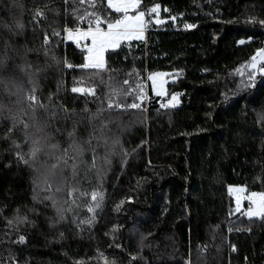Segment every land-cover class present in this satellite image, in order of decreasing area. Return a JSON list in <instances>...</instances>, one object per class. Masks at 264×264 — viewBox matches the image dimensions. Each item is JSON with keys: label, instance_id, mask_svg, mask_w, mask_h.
Here are the masks:
<instances>
[{"label": "trees", "instance_id": "obj_1", "mask_svg": "<svg viewBox=\"0 0 264 264\" xmlns=\"http://www.w3.org/2000/svg\"><path fill=\"white\" fill-rule=\"evenodd\" d=\"M155 4L164 22L150 23L144 39L108 51L104 69L93 70L79 67L85 53L65 40L62 30L86 29V20L75 19L85 13L121 18L107 8V0H95V6L87 0H0V49L7 42L12 56L2 75L20 88L9 97L0 85V103L15 110L19 99L20 107L27 108L24 97L35 83L37 100L48 110H59L47 131L62 148L73 129L80 139L95 129L98 138L92 141L98 145L96 168L88 172L87 182L73 180L70 166L65 169L69 186L89 195L58 220L51 200L43 199L52 193L43 190L37 171L15 156L27 153L22 125L5 139L9 121L0 116V264H264V221L235 213L228 192L241 185L264 193V74L249 81L248 69L241 67L264 48L259 23L264 0H142L131 13ZM37 9L44 16L34 24ZM53 30L61 36L52 37ZM45 32L54 60L35 51L43 48ZM25 60L35 74L31 82L21 71ZM156 72L174 79L167 88L169 99L177 94L175 106L162 107L167 100L153 94L148 77ZM73 87H92L96 96L72 93ZM141 87L143 95L148 92L143 101L137 99ZM113 88L121 91L113 101L136 102L140 108L108 109ZM101 108L89 124V115ZM47 118L38 110V119ZM92 158L91 150L82 157L85 163ZM93 190L103 200L89 213ZM66 193L58 198L70 199ZM18 216L27 220L18 223Z\"/></svg>", "mask_w": 264, "mask_h": 264}, {"label": "snow or ice", "instance_id": "obj_2", "mask_svg": "<svg viewBox=\"0 0 264 264\" xmlns=\"http://www.w3.org/2000/svg\"><path fill=\"white\" fill-rule=\"evenodd\" d=\"M80 4L85 3V0H78ZM87 2L95 6V0H87ZM142 0H107V8L114 10L115 13H123L121 18L117 19H109L107 16H102L97 14V12L85 13L84 15H80L75 19L79 22L87 21L88 27L86 29L76 27L69 28L65 26L63 28L64 39L74 42L76 45H80L81 41H91V45H84V49L86 50V55L84 56V63L80 65L82 69H93V70H101L105 67V56L104 53L107 49H117L119 48L122 41H131L142 40L144 38V33L146 28L150 23L159 25L163 23L159 17V11L161 6L159 4H155L153 6H149L146 10L136 11L135 15H129V12L132 10H137L141 6ZM67 3V0H65ZM164 11H168L164 9ZM154 14V15H153ZM44 13L37 9L34 13V24L38 23L37 18H42ZM172 20H175L176 17H171ZM250 23H255V18H250ZM259 23L264 26V20H260ZM106 24V29L102 27V25ZM193 24H185V28L191 29L194 28ZM16 29L22 31L23 25L20 23L16 24ZM11 30V29H10ZM52 37L61 36V32L53 30L51 33ZM249 40L252 37H248ZM43 48L36 49L35 51L39 53L41 50L43 51L45 57L54 60L55 57L50 56V49L48 45L51 43L50 35L45 32L43 35ZM245 43L244 39L238 41V44L243 45ZM32 51V50H28ZM26 57L27 52L23 53ZM12 59V56L9 53L7 42H5V46L0 49V85H3L5 89L6 95L9 97L16 96L20 92V88L18 84H14L12 79L9 77L3 76V71L7 68L9 61ZM66 67L71 68V64H65ZM242 68L248 69V79L249 81L253 80L256 73L259 72L264 74V48H260L256 50V53L250 58V61L241 66ZM32 65L30 62L25 60V64L21 67V71L26 72L29 75L30 82L32 76L35 75L31 72ZM40 69H37L38 73ZM237 73L241 76L244 75V72L241 69L236 70ZM165 73H152L148 79L152 82V91L157 96H164V81L161 77L165 76ZM129 81L125 80L124 84H128ZM72 93H78L80 95H89L96 96L95 89L92 87H73L71 89ZM126 90L125 94H127ZM35 93V83H33L32 90L24 97V101L27 103L28 107L23 108L20 107L21 101L18 99L14 103L17 105V108L13 110V108L8 107L2 103H0V116H5V118L9 121V126L5 132V139H11V134L16 130L18 125H22L23 134H24V145L27 146L26 155L22 151H17L15 156L17 161L25 164L28 167L33 168L35 171L40 173L42 178V183L44 185V191L51 192L52 194L44 197L43 199L51 200L52 206L56 211L58 220L64 219V213L71 209V205L75 204L77 199L81 196L87 197L89 193L83 192L80 189L69 186V177L65 175V169L70 166L71 168V178L76 180L83 179L85 182L88 181V172L92 168H96V156L95 151L96 147L94 146L92 141L93 139H98L95 136V129L89 133L86 139H80L77 137L75 129L67 133L68 139L70 143L67 147L62 148L60 143L55 140L54 133H50L47 131V128L55 123L58 116L59 110L53 108L48 110L45 105L37 100ZM121 94L120 89L113 88L110 94V98L107 102V108L112 109L113 107L117 109H125L132 108L138 109L140 108V104L133 102L130 105L120 103L119 101H113L111 97H118ZM137 99L143 101V89L139 88V94L137 95ZM178 103L177 94H173L171 100L168 101L167 104L162 105V107L175 106ZM38 110H43V112L47 115V119L40 120L38 119ZM66 110V109H65ZM104 111L103 108L98 110L96 114H90L88 119L89 124H91L92 119L95 118L99 112ZM87 112V109H85ZM17 113H23L22 116L18 117ZM6 114V115H5ZM24 117H27L25 119ZM70 118V117H69ZM264 119V117H262ZM60 129H55V133H59ZM114 143H118V141H114ZM12 144L17 149H21V145L17 144L15 140H12ZM88 150L93 152V158L89 163H85L82 159L84 153ZM41 157H47L49 159H53L56 162L52 164H48L45 160H41ZM71 162V163H69ZM84 164V174L81 175L80 165ZM100 172L97 170V175ZM53 184H55V188L53 190ZM39 187V185H37ZM67 189V197L70 199H63V197L58 198V194L62 193ZM244 191V188L237 187L232 188L229 187V193H235V211H241V196L240 193ZM91 203L87 205V209L89 213H94L95 208L100 207V202L103 200V195L101 192L93 190L90 193ZM35 199V197H34ZM63 199V203L60 201ZM249 207L243 213V215L247 216L249 219L258 218L264 221V193L252 192L248 197ZM124 201H121L120 204H123ZM64 204H68L69 208H65ZM119 208V205H117ZM94 218V217H93ZM27 217H17V222H25ZM75 223V221H73ZM91 220H88L87 223L91 224ZM13 223L12 220L8 221V224L11 225ZM79 223H85V221H80ZM79 226V225H78ZM113 232L116 231L114 227ZM25 237L23 235L19 236V242H24ZM116 248H121L120 244L115 245ZM232 251H236L235 246L232 247ZM131 259L135 260L136 257L133 256ZM107 264V260H106ZM115 264V261L112 262Z\"/></svg>", "mask_w": 264, "mask_h": 264}, {"label": "rangeland", "instance_id": "obj_3", "mask_svg": "<svg viewBox=\"0 0 264 264\" xmlns=\"http://www.w3.org/2000/svg\"><path fill=\"white\" fill-rule=\"evenodd\" d=\"M133 11H135V10H132V11H130L129 12V15H135V14H132L131 12H133ZM121 14H123V13H121ZM154 15V14H153ZM150 25V24H149ZM148 25V26H149ZM160 25V24H159ZM106 29V28H105ZM147 29H148V27L146 28V30H145V33H144V38H145V34L147 33ZM143 38V39H144ZM66 40V39H65ZM133 40H135V39H133ZM133 40H131V41H133ZM67 41H69V40H67ZM69 42H71V43H74V42H72V41H69ZM124 42H128V41H122L121 42V44L122 43H124ZM81 43H84V44H87V45H91V41L90 40H87V41H81ZM80 43V44H81ZM75 44V43H74ZM121 44H120V46H121ZM119 46V47H120ZM111 50H113V49H107L106 51H105V53H104V56H105V65H106V53L108 52V51H111ZM116 50V49H115ZM84 53H85V55L87 54L86 53V50L84 49ZM156 73H165L166 75L165 76H163V77H161V79L164 81V90H165V95L164 96H157V95H155L154 93V95L156 96V97H159V98H161V99H164V100H167V102L169 101V100H171V99H169L168 98V96H169V93H168V84L170 83V82H172V81H174V79L172 80V78L171 77H169L170 76V74L169 73H166V72H156ZM258 74H261V73H259V72H257L256 73V75H258ZM255 75V76H256ZM149 84H150V86H151V89H152V82L149 80ZM148 83H147V85H149ZM149 87V86H148ZM146 88H147V86H146ZM153 92V91H152ZM147 95H148V92L146 91V93L144 94V100H146V99H148V97H147ZM37 176H38V178L41 180V182H42V178H41V176H40V173H38L37 172ZM230 187H232V188H237V187H242V188H244V191L243 192H241L240 193V196H241V211L240 212H237V211H235V208H236V204H235V198H234V196H235V193H232V194H230V196L233 198V202H234V212L235 213H237V214H239V213H244L246 210H247V208L249 207V201H248V199H247V197L252 193V192H248L247 191V189L245 188V187H243V186H241V185H236V186H230ZM228 192H229V188H228ZM257 193H263V192H257ZM245 216V215H244ZM247 219H249L247 216H245ZM252 219H258V218H252Z\"/></svg>", "mask_w": 264, "mask_h": 264}, {"label": "built area", "instance_id": "obj_4", "mask_svg": "<svg viewBox=\"0 0 264 264\" xmlns=\"http://www.w3.org/2000/svg\"><path fill=\"white\" fill-rule=\"evenodd\" d=\"M84 43H81L79 46L76 45V47L79 49V50H83L84 51Z\"/></svg>", "mask_w": 264, "mask_h": 264}]
</instances>
